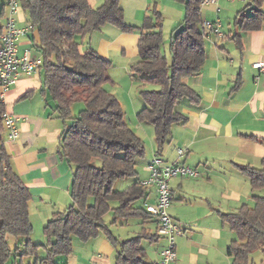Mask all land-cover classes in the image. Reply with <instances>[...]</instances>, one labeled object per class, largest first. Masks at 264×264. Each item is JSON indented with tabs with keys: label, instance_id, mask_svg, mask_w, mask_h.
<instances>
[{
	"label": "trees",
	"instance_id": "1",
	"mask_svg": "<svg viewBox=\"0 0 264 264\" xmlns=\"http://www.w3.org/2000/svg\"><path fill=\"white\" fill-rule=\"evenodd\" d=\"M184 16L170 34L168 63L161 52L163 43L161 17L146 16L141 25L124 21L119 0H104L91 7L88 0H20L27 22L38 35L36 50L42 57V81L54 111L64 122L59 152L72 165L71 203L64 211L54 212L42 229L45 244L32 245V225L28 216L30 195L11 167L10 157L0 142V264H54L55 257L72 253V240L88 241L103 235L115 250L114 264H151L145 258L142 240L156 239L157 234L144 228L133 238L119 241L109 226L137 218L141 223L153 219L142 207L133 204L145 197L144 186L137 181V160L144 156L142 141L124 122L123 110L116 97L105 89L111 62L96 51L80 52L82 39L104 26L121 32L140 31L138 60L131 66L132 77L142 85L154 84L157 90L141 89L144 107L138 112L140 123L154 129L158 151L168 142L171 128L185 123L176 111L186 99L199 103L198 94L184 80L199 73L204 63V33L200 27L201 0H180ZM263 0H250L249 15L239 14L241 32L256 31L264 22ZM81 105L77 113L73 107ZM5 113L0 100V132ZM247 176L253 206L242 204L235 211L221 213V222L233 238L226 248L230 264H248L251 255H264V158L259 168L237 166ZM135 179L123 191L114 189L117 181ZM114 203V206L111 204ZM111 212L107 225L104 216ZM16 240L12 250L8 240ZM24 249L18 253L19 245ZM45 252L38 257V250ZM34 258V262L24 259Z\"/></svg>",
	"mask_w": 264,
	"mask_h": 264
},
{
	"label": "crops",
	"instance_id": "2",
	"mask_svg": "<svg viewBox=\"0 0 264 264\" xmlns=\"http://www.w3.org/2000/svg\"><path fill=\"white\" fill-rule=\"evenodd\" d=\"M103 1L88 0V3L98 7ZM119 3L124 21L138 27L151 5L175 11L171 31L184 16L180 0H119ZM249 3L250 0H217L200 6L204 63L197 75L184 80L200 101L197 105L186 99L177 103L175 109L186 121L172 126L168 142L159 151L155 135L142 128L150 139V153L137 160V181L148 180L147 166L154 156L162 165L178 162L196 172L195 176H177L169 181L171 201L165 210L182 231L175 238V260L170 264H230L226 248L233 237L228 236L220 214L235 211L242 204L250 206L253 195L258 193L252 191L247 176L237 167L259 168L264 158V72L252 67L255 62L264 63V22L260 29L248 32H241L237 24L240 13H251ZM128 4L133 11L127 16ZM5 14V0H0V34ZM16 20L19 26L27 23L22 8ZM206 22L213 24L217 32L206 30ZM86 36L79 45L81 53L94 50L109 60L111 67L118 65L124 74H131V66L138 60L139 30L124 33L107 25ZM37 42L38 35L33 30L20 40L18 53L31 48L32 56H41L35 48ZM139 99L130 95L117 98L123 114L127 110L136 115L144 105ZM1 103L5 114L19 119L18 138L10 139L2 125L0 142L30 195V243L42 245V241L32 237L35 228H43L54 212L64 211L71 203L69 185L74 168L59 152L60 135L68 122L54 111L43 87L41 69L32 76L20 77ZM80 107L76 104L73 113ZM178 149L184 151L181 157ZM134 181L129 179L127 187ZM144 188L143 209L156 201L154 187ZM150 220L157 234V222L154 218ZM157 237L150 241L157 245L148 260L151 264H157L166 245L162 237ZM75 240L72 253L67 258L55 257L54 264H114L115 250L103 235L88 241ZM21 243L18 253L24 249V242ZM24 260L34 262V258Z\"/></svg>",
	"mask_w": 264,
	"mask_h": 264
},
{
	"label": "built area",
	"instance_id": "3",
	"mask_svg": "<svg viewBox=\"0 0 264 264\" xmlns=\"http://www.w3.org/2000/svg\"><path fill=\"white\" fill-rule=\"evenodd\" d=\"M217 0H201L200 6L215 3ZM6 14L0 34V100L15 85L22 76H32L36 74L42 65L41 56H32V49L25 48L21 54L18 53V45L23 37L33 32L34 27L29 22L23 26L17 23L18 14L21 9L20 0H5ZM211 23H204L206 30L215 31ZM252 67L264 72V63L255 62ZM18 117L3 114L2 124L8 132L10 139L18 138L17 127ZM181 157L184 154L182 149L177 150ZM148 180L141 184L153 186L156 193V201L153 204L145 205V211L153 216L157 222V235L166 241L165 247L160 252L157 264H170L175 260V238L182 234L178 224L166 212V208L171 201V191L169 181L177 176H195L196 172L190 168L176 162L171 165H162L161 161L154 156L147 166Z\"/></svg>",
	"mask_w": 264,
	"mask_h": 264
},
{
	"label": "rangeland",
	"instance_id": "4",
	"mask_svg": "<svg viewBox=\"0 0 264 264\" xmlns=\"http://www.w3.org/2000/svg\"><path fill=\"white\" fill-rule=\"evenodd\" d=\"M154 10L156 12H158L159 15H161L160 16L161 17V28L160 29L162 32V39H163V43L161 45V52L166 56L167 61L169 63L170 62V55H169V51H168L169 36L171 34V29L174 27V26L171 27L170 23L172 20V14L175 13V11H173V9L172 10L171 9H164L161 7H154L151 5L147 10V16L151 17L152 20H154V21L156 19V15L153 13ZM129 11L132 14L133 9H132L131 4H128L127 16L129 15ZM239 19H238V21H239ZM224 25L226 27L225 23H224ZM230 25H232V24H230ZM87 39H88V36H86V40ZM108 75H109L111 81L109 83H107L104 87L109 93L113 94L116 97V100L118 97L125 98V97H128V95L136 97V98H140L139 92L141 91V89L157 90L159 88L157 85H154V84L142 85L140 83V81L138 80L137 76L132 77L131 74L130 75L124 74L123 70L118 65L115 68V64H114V67L112 66L109 69ZM139 101L143 103L141 98L139 99ZM143 107H144V105H143ZM124 111H126V113L124 114V122L128 125V127H130L132 132L142 141V143L144 145V156H143V158H145V157H147V154L150 153V147H149V143H150L149 140L150 139L148 138V136H146V134L144 133L142 128H147V130H149V132H151V136H153L154 135L153 127H151V125H149L147 123L146 124L140 123L138 118H137L136 113L131 112V111L128 112L127 110H124ZM143 158H141V160ZM128 181H129V179H123V180L117 181L114 185V189L117 191H123L127 187ZM257 194L261 195L262 192H258ZM114 205H115L114 203L111 204V206H114ZM133 205L135 207H141L142 200L136 201ZM250 206H253V203H250ZM111 219H112L111 212H108L104 216V221L108 225L109 222L111 221ZM144 227H145V230L147 233L155 234L154 224L151 222V220L142 224L140 219L129 218L128 220H125V221H118L116 223V225H110L109 226L112 234L119 241L135 237L136 235H138V233L141 232V228H144ZM226 232H227L229 237H233V235L230 233V231L227 228H226ZM32 237H33V239H36L37 241L38 240L42 241L41 243H43V244L45 242L44 236L42 234V229H36L35 228V232L32 234ZM8 243H9L10 248L13 250L15 247V244H13L14 239L10 238L8 240ZM73 243H76L75 239H73ZM141 246H142V248L145 249L144 253H145L146 260L150 261L151 254H152L153 250L155 249V246H157V245L153 242L151 243L149 240H142ZM39 255L41 257H43L45 255V252L42 248H40V250H39ZM248 264H264V255L260 251H256L255 253H253L251 255V258H250V261Z\"/></svg>",
	"mask_w": 264,
	"mask_h": 264
}]
</instances>
